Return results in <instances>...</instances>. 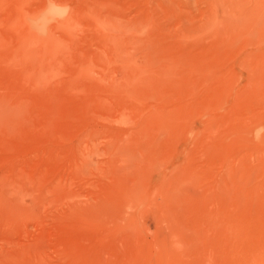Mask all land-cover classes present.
Here are the masks:
<instances>
[{
    "label": "rangeland",
    "instance_id": "1",
    "mask_svg": "<svg viewBox=\"0 0 264 264\" xmlns=\"http://www.w3.org/2000/svg\"><path fill=\"white\" fill-rule=\"evenodd\" d=\"M0 264H264V0H0Z\"/></svg>",
    "mask_w": 264,
    "mask_h": 264
}]
</instances>
